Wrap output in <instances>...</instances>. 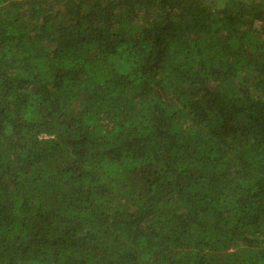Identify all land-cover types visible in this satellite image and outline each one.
Wrapping results in <instances>:
<instances>
[{"label":"trees","instance_id":"obj_1","mask_svg":"<svg viewBox=\"0 0 264 264\" xmlns=\"http://www.w3.org/2000/svg\"><path fill=\"white\" fill-rule=\"evenodd\" d=\"M0 264H264V0H0Z\"/></svg>","mask_w":264,"mask_h":264}]
</instances>
